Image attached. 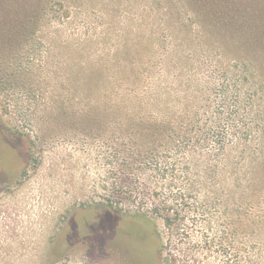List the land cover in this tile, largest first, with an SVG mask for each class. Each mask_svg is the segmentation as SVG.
I'll return each mask as SVG.
<instances>
[{
    "label": "trees",
    "instance_id": "trees-1",
    "mask_svg": "<svg viewBox=\"0 0 264 264\" xmlns=\"http://www.w3.org/2000/svg\"><path fill=\"white\" fill-rule=\"evenodd\" d=\"M208 1L212 13H224L203 22L219 46L203 58L233 61L232 81H196L184 68L107 55L82 63L74 80L65 76L36 105L44 116L33 118L107 142L112 193L138 205L160 261L264 264V7L255 17L246 3ZM12 134L5 140L21 148L24 135ZM100 205L109 217L123 214L113 202Z\"/></svg>",
    "mask_w": 264,
    "mask_h": 264
},
{
    "label": "rangeland",
    "instance_id": "rangeland-1",
    "mask_svg": "<svg viewBox=\"0 0 264 264\" xmlns=\"http://www.w3.org/2000/svg\"><path fill=\"white\" fill-rule=\"evenodd\" d=\"M230 1L253 7L254 16L264 7V0L216 3ZM212 2L0 0V264H120L119 253L128 264H167L153 229L135 213L138 205L112 193L107 142L33 117L44 116V105H36L52 88L59 92L65 76L74 80L82 63L107 55L140 56L145 67L228 82L238 71L233 61L203 58L219 47L208 42L203 24L224 13H212ZM32 15L40 17L35 27L18 35ZM16 131L24 135L21 148L5 140ZM110 202L123 214L109 217L100 204Z\"/></svg>",
    "mask_w": 264,
    "mask_h": 264
},
{
    "label": "flooded vegetation",
    "instance_id": "flooded-vegetation-1",
    "mask_svg": "<svg viewBox=\"0 0 264 264\" xmlns=\"http://www.w3.org/2000/svg\"><path fill=\"white\" fill-rule=\"evenodd\" d=\"M119 263L120 264H128L126 257L123 255V253H119Z\"/></svg>",
    "mask_w": 264,
    "mask_h": 264
}]
</instances>
